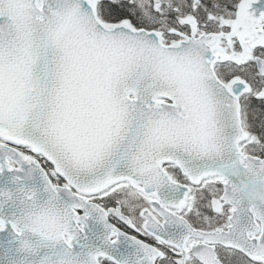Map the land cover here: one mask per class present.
Instances as JSON below:
<instances>
[{
  "label": "snow or ice",
  "instance_id": "snow-or-ice-1",
  "mask_svg": "<svg viewBox=\"0 0 264 264\" xmlns=\"http://www.w3.org/2000/svg\"><path fill=\"white\" fill-rule=\"evenodd\" d=\"M0 264H264V0H0Z\"/></svg>",
  "mask_w": 264,
  "mask_h": 264
}]
</instances>
